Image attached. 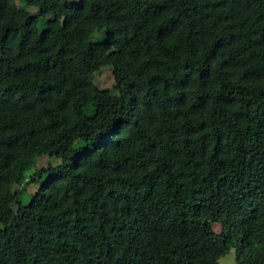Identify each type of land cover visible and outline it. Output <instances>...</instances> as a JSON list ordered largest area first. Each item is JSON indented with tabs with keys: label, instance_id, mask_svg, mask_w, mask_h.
<instances>
[{
	"label": "trees",
	"instance_id": "obj_1",
	"mask_svg": "<svg viewBox=\"0 0 264 264\" xmlns=\"http://www.w3.org/2000/svg\"><path fill=\"white\" fill-rule=\"evenodd\" d=\"M21 1L0 0V264H264V0Z\"/></svg>",
	"mask_w": 264,
	"mask_h": 264
},
{
	"label": "rangeland",
	"instance_id": "obj_2",
	"mask_svg": "<svg viewBox=\"0 0 264 264\" xmlns=\"http://www.w3.org/2000/svg\"><path fill=\"white\" fill-rule=\"evenodd\" d=\"M22 1L21 0H17V3L20 4ZM29 11L33 12L34 9L33 8H28ZM49 17H51L50 15L46 16V17H42L39 20L38 23V27L39 29L42 28L43 22L45 21V19L47 20ZM94 36V35H93ZM93 40H96L97 37H92ZM112 74L110 71L109 67H103L102 70L97 74L94 83L96 85H98L101 88H108V89H112ZM59 163V160L56 159L55 157H47V156H43L37 159L36 165L34 167H32L28 172L27 175H30L32 173H34V170L39 167V166H46L48 164L50 165H56ZM34 189H36V184H34V186L30 189L31 191H33ZM25 196L23 197V201H25ZM219 225L215 224L214 225V230L218 231L219 230ZM218 263L219 264H239L236 256H235V248L231 247L228 249L227 253L224 254L223 256H221L218 259Z\"/></svg>",
	"mask_w": 264,
	"mask_h": 264
}]
</instances>
